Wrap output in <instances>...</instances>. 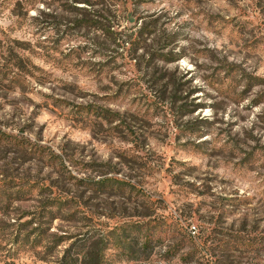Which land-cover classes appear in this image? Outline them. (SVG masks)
<instances>
[{
	"label": "rangeland",
	"instance_id": "rangeland-1",
	"mask_svg": "<svg viewBox=\"0 0 264 264\" xmlns=\"http://www.w3.org/2000/svg\"><path fill=\"white\" fill-rule=\"evenodd\" d=\"M264 264V0H0V264Z\"/></svg>",
	"mask_w": 264,
	"mask_h": 264
},
{
	"label": "trees",
	"instance_id": "trees-1",
	"mask_svg": "<svg viewBox=\"0 0 264 264\" xmlns=\"http://www.w3.org/2000/svg\"><path fill=\"white\" fill-rule=\"evenodd\" d=\"M107 241L86 239L74 252L65 250L60 264H108L104 252L109 247Z\"/></svg>",
	"mask_w": 264,
	"mask_h": 264
}]
</instances>
